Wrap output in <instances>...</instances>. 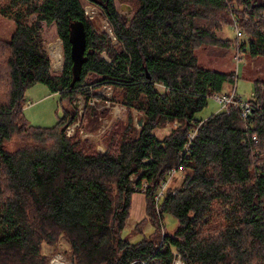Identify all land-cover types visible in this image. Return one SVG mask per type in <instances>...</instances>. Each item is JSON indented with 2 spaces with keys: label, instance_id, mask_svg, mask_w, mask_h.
<instances>
[{
  "label": "trees",
  "instance_id": "1",
  "mask_svg": "<svg viewBox=\"0 0 264 264\" xmlns=\"http://www.w3.org/2000/svg\"><path fill=\"white\" fill-rule=\"evenodd\" d=\"M88 1L102 8L113 36L89 19L84 0H0V14L16 24L10 39L0 37V264H51L44 244L63 240L71 264H173L174 251L186 264H264V76L253 79L248 117L233 105L196 117L237 78L202 66L196 51L212 44L264 58V0H137L130 21L117 0ZM75 21L85 25L87 47L73 83ZM234 22L243 37L220 36L222 24ZM44 23L63 41L58 74L44 48ZM38 83L71 103L83 95L85 113L97 108L90 98L105 99L99 90L112 86L119 94L109 100L138 112L143 125L108 140L106 151L66 135L73 114L54 127L34 126L24 110L26 91ZM175 121L165 138L156 136ZM15 136L22 143L9 149ZM179 166L181 184L157 207L162 182ZM144 181L147 216L130 234L143 235L148 223L154 231L132 242L123 232ZM166 212L179 221L172 233L164 229Z\"/></svg>",
  "mask_w": 264,
  "mask_h": 264
},
{
  "label": "rangeland",
  "instance_id": "2",
  "mask_svg": "<svg viewBox=\"0 0 264 264\" xmlns=\"http://www.w3.org/2000/svg\"><path fill=\"white\" fill-rule=\"evenodd\" d=\"M85 6L95 7L96 15L91 17L94 21L95 26L100 30H106L111 36L113 32L111 27L108 28L106 22L104 11L98 5L91 3L88 0H84ZM118 11L130 21L135 13L137 7V0H117L116 1ZM90 19V17H89ZM16 28L15 22L6 16L0 14V37L10 39L14 30ZM222 29L220 30V36L225 39L236 38L235 27L230 23H223ZM43 36H44V48L49 54L52 61V72L55 74L62 72V66L65 62L63 41L57 34L56 26L53 24L47 26L43 24ZM61 42L51 43L57 40ZM63 50V61L58 62L54 58L56 55L62 57ZM199 62L202 66L224 71V72H235L236 82L234 85H226L224 92H235L238 97L242 100L248 101L252 99L253 92L255 90L254 80L256 77L264 76V58L256 57L252 58L249 54H243L235 48L206 44L202 45L196 51ZM238 58H241L238 63ZM59 69V70H57ZM237 72V73H236ZM109 93L112 98L114 93L118 96V92L115 91L114 87H110ZM27 105L25 107V116L28 121L39 127H54L57 125L60 118L63 117L64 113L73 114L74 121H80V125L76 127V133L81 136V132H89L93 135L89 138L97 149V146H103L105 150L108 148L109 141L114 143L119 140L121 136L124 135L128 126L132 125L135 128H141L138 121L140 115L135 110H129L128 108L122 107L120 103H113L110 101V106L107 107L105 104L106 99H101L98 102L97 108L92 112L88 110L83 116H80L74 110V104L71 103L70 98L67 97L63 99L60 94H51L48 87L42 83H38L30 87L26 91ZM108 98V99H109ZM63 99V100H62ZM221 105L217 102L214 97H210L208 100V105L196 114L198 119H207L212 114L218 112L221 109ZM69 119V118H68ZM68 121V120H67ZM73 123V122H72ZM71 123V124H72ZM179 125L178 122H166L161 124L154 133L160 139L165 138L173 128ZM68 126V125H67ZM66 126V127H67ZM106 130L104 136H102L101 130ZM96 137V138H95ZM26 140V139H23ZM28 140V139H27ZM22 143L21 136H15L13 140L8 144L9 149H14L16 146ZM264 151V149H262ZM183 174L175 175L170 182V186L175 187L181 184ZM163 225L165 231L172 233L179 226L178 219L170 212L164 213ZM154 229V228H153ZM147 233L149 235L154 230ZM131 230L129 227L123 232L124 237L130 236L132 242L140 241L142 235H131ZM43 254L47 255L49 258V263L57 255H62L66 259L67 264H71L69 245L67 241L63 240L57 247H52L44 244ZM54 248H56L54 250ZM185 263V262H184Z\"/></svg>",
  "mask_w": 264,
  "mask_h": 264
},
{
  "label": "built area",
  "instance_id": "3",
  "mask_svg": "<svg viewBox=\"0 0 264 264\" xmlns=\"http://www.w3.org/2000/svg\"><path fill=\"white\" fill-rule=\"evenodd\" d=\"M85 10H86L87 15L90 18L94 17L96 15L94 6L93 7L87 6L85 8ZM106 24H107L108 28H110V25H109L108 21L106 22ZM234 27H235V31H236L235 33H236L237 38H242L243 37V32L239 28V26H238V24L236 22H234ZM240 60H241V58H238V63L240 62ZM57 70H59V69H57ZM110 87L111 86H103L99 90V93L104 95L107 98V99L105 98L106 100L104 101L105 104L107 105V107L110 106V101L108 99L109 97H111L110 96L111 93H109L110 90H108V89H110ZM253 96H254V93H253ZM213 97L222 106L220 110H229V107L231 105H233L235 107L240 106L242 108V114H243L244 117H248L251 114V112L253 111V108H254V104L251 101V99L248 100V101H244V100L241 99V97H238L235 94L234 91L233 92H229V93H216ZM99 100H101V99L97 98V97H91L89 103L92 106L97 107ZM73 104H74V110L79 115V117L83 116V114L86 112V107H87L86 98L83 95H79L73 101ZM122 107H125V106H122ZM79 125H80V121H74L72 124H69L66 127V135L67 136H74L75 134H77L76 133V127L79 126ZM105 132H106L105 129L104 130L100 129L99 133H102V136H104ZM196 132H197V129L192 131V132H190L189 135H188L189 139H188V142L186 143V150L187 151H189V149H190V145L192 143L191 141L195 138ZM93 135H95V134H91L89 132H86V133L81 132V137L83 139L92 138ZM97 150L106 151L105 148H103L102 145L100 147L97 146ZM183 171H185V168H183L182 166H179V167L171 169L168 172L167 178L162 182V184H161V186L159 188V191H158V193L156 195L157 207H158L159 201L163 197L164 193L170 187L171 179L175 175L181 174ZM147 189H148V182L144 181L140 190H141L142 193H145L147 191ZM173 254H174L173 264H186V263H184V261H183V259L181 257V254L179 252L174 251ZM51 264H67V263H66V259L62 255H57L54 259H52Z\"/></svg>",
  "mask_w": 264,
  "mask_h": 264
},
{
  "label": "water",
  "instance_id": "4",
  "mask_svg": "<svg viewBox=\"0 0 264 264\" xmlns=\"http://www.w3.org/2000/svg\"><path fill=\"white\" fill-rule=\"evenodd\" d=\"M113 36V35H112ZM70 42L72 45L71 56L73 60V83L80 79L82 66L85 61V52L87 47L85 25L81 21L73 22L71 26ZM65 63V62H64ZM64 65L62 66V70ZM144 118L138 121L139 126L143 125Z\"/></svg>",
  "mask_w": 264,
  "mask_h": 264
},
{
  "label": "crops",
  "instance_id": "5",
  "mask_svg": "<svg viewBox=\"0 0 264 264\" xmlns=\"http://www.w3.org/2000/svg\"><path fill=\"white\" fill-rule=\"evenodd\" d=\"M147 207H148L147 199L144 193L138 192L132 195L130 216L126 224V227L130 228L131 233L136 227V225L146 218ZM152 229L153 228L150 223L146 224V226L143 229V235H147V233L150 232ZM138 235H142V234H138Z\"/></svg>",
  "mask_w": 264,
  "mask_h": 264
},
{
  "label": "bare ground",
  "instance_id": "6",
  "mask_svg": "<svg viewBox=\"0 0 264 264\" xmlns=\"http://www.w3.org/2000/svg\"><path fill=\"white\" fill-rule=\"evenodd\" d=\"M54 58H55L58 62H61V60L59 59L58 55H56V51H55V54H54Z\"/></svg>",
  "mask_w": 264,
  "mask_h": 264
}]
</instances>
